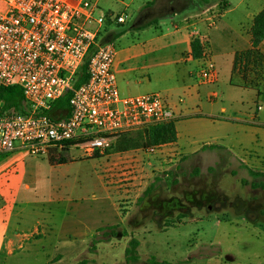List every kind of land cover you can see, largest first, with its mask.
<instances>
[{"label":"rangeland","instance_id":"rangeland-1","mask_svg":"<svg viewBox=\"0 0 264 264\" xmlns=\"http://www.w3.org/2000/svg\"><path fill=\"white\" fill-rule=\"evenodd\" d=\"M144 1L119 0L114 12L126 16L127 23L111 25L101 39L142 17L147 22L171 14V8L180 13L177 21L188 14L181 10L188 0H155L138 12ZM112 3L101 0V12L112 11ZM160 150L88 157L80 148H67L62 154L68 162L62 165H51L48 156L25 155L26 163L16 167L22 175L8 195L18 198V207L30 203V209H41L49 233L44 238L35 234L42 239L16 256L14 264H127L132 238L141 242L139 261L133 264H146L151 256L175 262L189 251L199 252L180 263L223 253L222 261L264 264V188L252 186L264 178H254L246 166L258 172L264 167L252 158L214 150L168 157L162 164ZM180 215H185L180 224L166 228Z\"/></svg>","mask_w":264,"mask_h":264},{"label":"crops","instance_id":"crops-1","mask_svg":"<svg viewBox=\"0 0 264 264\" xmlns=\"http://www.w3.org/2000/svg\"><path fill=\"white\" fill-rule=\"evenodd\" d=\"M151 1L154 0L142 2L138 12ZM118 4L119 0H113L109 9L118 10ZM125 7L130 6L125 4ZM263 9L264 0H210L208 4L198 3L182 10L188 14L179 21L176 18L180 13L175 12L139 30L132 26L109 33H120L113 40L116 47L113 71L120 95L158 93L174 110L178 141L160 147L165 153V159L159 157L162 164L168 163V157L181 154L196 157L206 151L205 147L217 146L221 150L214 151L246 156L264 167V107L261 106L264 83L260 91L246 88L242 86L241 76L233 74L236 54L253 46L251 29ZM214 16L217 19L212 24ZM194 38L200 41L204 58H193ZM259 48L264 54V40ZM204 59L215 63L218 72L215 85L199 81ZM25 155L21 152L5 155L0 166V264H14L16 256L20 258L21 252L49 233L46 214L41 209H30V203L18 207V198L8 195L22 175L16 167L26 163ZM35 234L42 237L35 239ZM198 252L189 251L190 256L176 257L173 263L190 260ZM224 255L199 256L189 263L235 264L222 261Z\"/></svg>","mask_w":264,"mask_h":264},{"label":"built area","instance_id":"built-area-1","mask_svg":"<svg viewBox=\"0 0 264 264\" xmlns=\"http://www.w3.org/2000/svg\"><path fill=\"white\" fill-rule=\"evenodd\" d=\"M99 5V0H0V91L19 86L24 95L22 110L0 116V155L45 157L66 147L88 157L104 155L121 134L175 119L161 94L120 95L113 71L116 47L101 37L127 18L103 13ZM204 60L199 81L214 83L215 63ZM86 61L88 80L75 88ZM68 92L69 116L51 117L54 103Z\"/></svg>","mask_w":264,"mask_h":264},{"label":"trees","instance_id":"trees-1","mask_svg":"<svg viewBox=\"0 0 264 264\" xmlns=\"http://www.w3.org/2000/svg\"><path fill=\"white\" fill-rule=\"evenodd\" d=\"M173 1V0H172ZM187 4H185L181 10L189 9L195 6L196 4H208L210 0H197L196 2H192V0H188ZM155 4V0L149 2L146 8L149 6H153ZM179 12V11H176ZM170 14L166 15L169 16ZM163 17V16H162ZM157 17L143 24L136 25L132 29H142L144 27H148L158 19L162 18ZM120 33H111L109 34L105 41H113ZM252 43L253 46L251 49L242 51L236 54L234 60L233 74L239 75L242 78L243 87L246 88H254L260 91L261 86L264 83V54L260 50V44L264 40V9L255 17L254 25L251 29ZM192 56L194 59H201L203 57V48L198 39L192 42ZM88 62L81 68V75L79 80L75 84V88L79 87L83 83L88 80ZM72 97V92H68L59 100H57L52 110L49 112V115L56 119L66 118L69 116L71 112L70 100ZM0 98L3 102V106L0 108V116L7 110L17 109L22 110L24 95L21 87L19 86H9L2 88L0 91ZM134 132V133H133ZM133 132H128L120 135L113 143L112 147L107 151L110 153H123L132 150H148L154 147H161L167 144H173L178 141V132L176 128L175 120L166 123L149 125L147 127H143ZM64 148L61 151L58 149H52L50 152L49 162L51 165H62L66 164L68 160L62 154ZM204 150H221L220 147L217 146H208L205 147ZM6 154H2L0 156H5ZM250 175L254 178H264V172L254 171L253 169L246 166ZM243 183L246 184L247 181L243 180ZM253 187L256 188H264V181L255 182L252 184ZM153 190V185L149 187L144 193L143 198H146L151 194ZM185 215H180L179 218L175 221L168 220L166 222V228L173 227L177 224L181 223L180 217ZM108 229L114 230L115 227H110ZM106 228H100L99 231H104ZM113 236L115 233L113 232ZM96 244V240L94 241V245ZM140 241L136 238H132L129 242L128 247L126 248V262L127 264L137 263L139 261V252L138 249L140 247ZM146 264H185V263H173L170 261H162L159 260L156 256H151ZM186 264H190L189 262Z\"/></svg>","mask_w":264,"mask_h":264},{"label":"water","instance_id":"water-1","mask_svg":"<svg viewBox=\"0 0 264 264\" xmlns=\"http://www.w3.org/2000/svg\"><path fill=\"white\" fill-rule=\"evenodd\" d=\"M175 12H176L175 9L174 8H171V13H175ZM142 18L134 26L143 24L144 22H142V20H143Z\"/></svg>","mask_w":264,"mask_h":264}]
</instances>
